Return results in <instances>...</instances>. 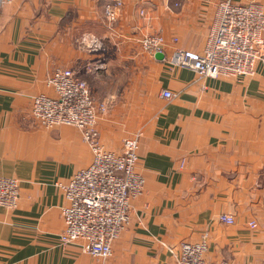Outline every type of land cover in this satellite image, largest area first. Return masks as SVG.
<instances>
[{"label":"crops","instance_id":"crops-1","mask_svg":"<svg viewBox=\"0 0 264 264\" xmlns=\"http://www.w3.org/2000/svg\"><path fill=\"white\" fill-rule=\"evenodd\" d=\"M220 1L122 0L111 26L109 0H13L0 9V178L20 189L15 210L0 208V264H175L167 247L204 235L205 264H264V55L251 77L201 80L140 47L157 34L167 56L177 47L201 52ZM85 34L103 49L83 50ZM64 68L105 105L97 120L105 150L139 137L144 188L101 262L81 242L59 241L66 204L57 183L90 163L88 145L72 126L45 130L30 118L32 98L53 96L46 81ZM162 89L175 98L161 99Z\"/></svg>","mask_w":264,"mask_h":264},{"label":"built area","instance_id":"built-area-1","mask_svg":"<svg viewBox=\"0 0 264 264\" xmlns=\"http://www.w3.org/2000/svg\"><path fill=\"white\" fill-rule=\"evenodd\" d=\"M13 0H0V9ZM122 0H109L104 6V18L111 26L121 10ZM264 7L259 3L235 4L231 0L217 3L212 23L201 52L175 48L165 54V39L161 35H144L140 47L149 58L162 54L170 64L195 73L201 80H242L254 74V66L264 53ZM177 39L172 42L176 43ZM83 50L103 49V41L85 34L79 40ZM46 81L53 96L44 94L32 98L30 118L39 127L49 130L60 126L76 128L91 154L90 163L78 170L66 183H57L66 205L61 215L64 228L59 235L61 245L81 242L82 252L105 261L112 256L111 247L129 223L131 200L144 188L137 169V135L125 139L118 152L105 150L100 142L98 116L105 105L95 106L87 83L72 69H56ZM161 99L172 100L175 94L162 89ZM19 183L15 178H0V208L16 209ZM219 221L230 225L233 216L221 214ZM248 228L255 230L251 220ZM175 264H205L207 236L198 242H182L167 247ZM216 264H228L219 261Z\"/></svg>","mask_w":264,"mask_h":264},{"label":"water","instance_id":"water-1","mask_svg":"<svg viewBox=\"0 0 264 264\" xmlns=\"http://www.w3.org/2000/svg\"><path fill=\"white\" fill-rule=\"evenodd\" d=\"M155 58L157 59V60H159V61H161L163 58H164V56L161 54H157L156 56H155Z\"/></svg>","mask_w":264,"mask_h":264},{"label":"rangeland","instance_id":"rangeland-1","mask_svg":"<svg viewBox=\"0 0 264 264\" xmlns=\"http://www.w3.org/2000/svg\"><path fill=\"white\" fill-rule=\"evenodd\" d=\"M91 91V90H90ZM91 95H92V92H91ZM92 97H93V95H92ZM99 114H101V113H99Z\"/></svg>","mask_w":264,"mask_h":264}]
</instances>
